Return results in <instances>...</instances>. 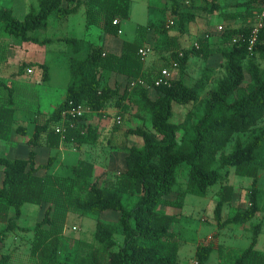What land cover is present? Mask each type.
<instances>
[{
	"label": "trees",
	"instance_id": "1",
	"mask_svg": "<svg viewBox=\"0 0 264 264\" xmlns=\"http://www.w3.org/2000/svg\"><path fill=\"white\" fill-rule=\"evenodd\" d=\"M221 0H202L209 15L220 10ZM237 2L248 15L255 8L264 6V0H228ZM172 13L177 18L180 34L195 21L193 12L182 10L171 0ZM83 7L86 27L100 26L105 34L118 36L121 21L128 19L130 0H38L37 10L31 9L22 20L13 16L11 8H0V27L9 37L22 42L45 44L29 36L48 27L52 15L69 17ZM240 15H225L230 22ZM244 18V16H243ZM117 20V24L113 21ZM254 23L239 28L227 24L220 36L210 39L201 36L196 46L182 47L178 37H168L165 44L169 53L161 65L145 66L138 50L144 40L123 41L119 55L108 53L102 47L89 46L84 58L80 53L83 42L76 38H64L69 49V83L65 99L45 116L36 114L31 120L34 131L27 139L29 147L25 159H9L0 156L3 179L0 185V264H15L12 255L2 250L10 233H32L29 258L32 264H182L179 259L180 233L173 230L176 215L157 211L159 205L181 209L187 195L205 197L209 189L220 183L213 219L219 229L229 225L246 224L260 211V166L258 153L264 144V27L259 30L255 42L248 50V39ZM147 26H139L141 33ZM142 34H138L139 38ZM235 36H240L233 44ZM181 54V56H179ZM221 59L219 66H207L192 85L187 82V66L191 58L210 62L213 56ZM171 60L178 64L177 77L168 86H153V78L160 69L170 68ZM31 64H22L23 73ZM42 79L48 80L46 65H38ZM223 69V77L216 86L207 90L214 70ZM104 72L123 76L125 88L110 87L105 83ZM147 82L150 89L129 82L137 79ZM0 87L8 96L0 105V140H9L13 132L26 136V127L20 125L13 107V90L0 81ZM199 104L197 112H189L180 123L172 122L174 106ZM84 104L89 108L76 127L65 134L56 133L54 127L61 121V113L70 106ZM130 105L141 120L150 124L128 128L123 132L120 144L112 138L119 134L120 124L115 123L107 138L105 149L125 154V170L111 178L95 177V163L79 160L70 166V174L55 175L51 172L55 156H49L46 164L37 165L39 146L59 149L72 143L77 148L95 146L103 130L88 122L96 115L102 117L107 108L117 110L121 121L129 113ZM181 134L178 139V135ZM130 136L141 139V146L129 145ZM182 165L187 166V180L179 186L177 197L170 195L177 183L176 176ZM229 168L237 176L251 179L247 189L249 205L237 209L226 219L222 217L224 205L231 203L234 187L223 184ZM264 170V164L262 166ZM40 170L43 174L40 173ZM46 206L42 219L33 227H20L17 220L25 204ZM114 215V221H96L93 229L94 245L87 251L65 253L62 246L67 217L70 214L86 216ZM253 235L247 247L229 251L227 264H264V252L256 249L260 224L253 226ZM116 236H120L118 241ZM214 251L211 243L195 248L196 264H206Z\"/></svg>",
	"mask_w": 264,
	"mask_h": 264
},
{
	"label": "rangeland",
	"instance_id": "2",
	"mask_svg": "<svg viewBox=\"0 0 264 264\" xmlns=\"http://www.w3.org/2000/svg\"><path fill=\"white\" fill-rule=\"evenodd\" d=\"M18 0H0V8H11L14 10L15 18L22 20L30 9L37 10V0H25L23 7H20ZM179 7L182 10L193 12L196 15L194 22L190 23L186 27V31L180 34L177 26V18L172 13L171 0H130V10L128 19L121 21L120 29L121 34L114 36L119 41H133L140 39L145 41V45L151 49V52L146 57V63L150 65H161L163 61L167 60L169 53L166 50L165 44L168 37H178L182 47H191L195 45L196 39L201 36H209L210 39H216L220 36V32L217 30L218 26H225L231 24L235 28L240 26L256 23L257 16L260 10L255 8L248 15L244 12L242 7H239L237 2L221 0L220 10L209 15L205 10H199L198 7L203 6L202 0H177ZM23 3V4H24ZM19 6V7H18ZM25 7V8H24ZM23 8V9H20ZM238 14L240 19L235 21L225 20V15ZM244 16V18H243ZM148 30L143 32L138 31L139 26H147ZM102 31V30H101ZM97 28H93L92 34H87L85 29V23L83 18V11L78 10L69 21L62 23L57 19L55 15H52L48 22V27L45 30H39L32 33L37 39H56L65 35L71 37H77L85 39L90 37L92 41L97 44L102 42L97 41ZM100 32V31H99ZM138 34H142L139 38ZM12 37H9L0 27V54L3 55V51L9 50V43H11ZM20 40L16 41V44H21ZM47 44V45H46ZM48 50H52L54 53L47 55V65L51 73V81L44 82L42 79V70L38 67L33 69L32 74L22 73L19 75V83H13L16 117L17 119H24L29 117L33 112L39 111L46 114H50L53 109L63 101L64 86L68 73L62 68L67 60L66 53L67 48L62 44H56L55 42L45 43ZM144 45V46H145ZM34 44H31L30 48H34ZM37 48V47H35ZM38 50H35V54H38ZM7 55V54H6ZM5 55V56H6ZM34 55L32 51H27V57ZM17 56L13 61L16 62ZM221 59L218 56H213L210 62L203 61L199 58H191L187 66V82L192 85L200 76L203 70L209 66H219ZM260 66L264 68V62L260 63ZM15 70L14 65H10L7 71L13 72ZM178 72L173 73V79L177 77ZM223 69L217 67L211 75L208 87L206 90L200 93L199 99L203 98L205 92L216 86L217 80L223 77ZM69 79V78H67ZM129 87V84H128ZM7 93V92H6ZM174 116L172 122L180 123L184 120L185 116L189 112H197L199 110V104H192L188 106H174ZM102 120V119H100ZM116 120L115 114H105L102 122L93 119V124H102L103 135L98 143L99 152H93L88 150L87 152H76L72 150V147H67L64 152L56 154L53 151L52 155H58V162H61V169H58L55 173L60 176H66L70 174V166L76 164L79 160L87 162H95L100 168V165H107L111 151L105 149L107 144V138L110 135V131ZM137 125H143L145 128L150 129V124L146 120H141L136 116L135 107L130 105L129 113L121 121L120 127L117 130L118 135L112 138V143L118 145L123 138V132L128 128H133ZM31 134L27 136H16V138L5 141L0 140V156L9 159H25L27 157V139ZM181 134L178 135V139ZM127 144L134 146H141V139L130 136L125 139ZM103 149V151H101ZM96 153L98 155H96ZM122 152H115L112 169L106 172L105 176L111 178L118 167L122 165ZM257 163L260 166V175L258 182V189L260 190L258 201L260 211L256 216L246 224L229 225L226 228L219 229L213 219V210L218 200L217 192L219 191L221 184L218 183L211 187L205 197H196L193 195H187L184 199V206L181 209L165 207L159 205L156 210L162 211L167 214L176 215L178 217L176 223L172 226L173 230L180 233V249L179 259L182 264H195L194 250L199 244L211 243L214 247V251L211 258L206 264H227V255L231 250L236 251L238 249L245 248L249 245L251 237L253 235V226L260 224V233L258 236V243L256 249L264 252V170L262 168L264 164V144L259 150ZM1 170L0 167V185H1ZM187 166L182 165L176 176L177 183L173 188V193L170 195V199L174 200L177 197V190L179 186H183L187 180ZM229 175L223 180V184H228L234 187V194L231 203L224 205L222 210V217L226 219L227 216L237 209L246 208L248 203L247 189L251 185V179L247 177L237 176L234 173L233 168H229ZM111 171V173H110ZM101 172V169L98 170ZM105 176H102L103 178ZM101 176L98 177L100 180ZM102 179V178H101ZM112 179V178H111ZM46 206L40 207L35 204H25L21 209V216L17 220L20 227H33L36 222L40 221L43 216V212ZM114 215L101 214L99 216L86 215L79 216L70 214L67 217L65 230L63 233V250L65 253L70 252H85L90 245H94L93 229L96 221L112 222L114 221ZM2 225L0 224V227ZM32 233L14 232L8 235L5 242V247L2 250L5 253L12 255V260L15 264H32L29 258L30 243ZM118 241L121 240L120 236H116Z\"/></svg>",
	"mask_w": 264,
	"mask_h": 264
},
{
	"label": "crops",
	"instance_id": "3",
	"mask_svg": "<svg viewBox=\"0 0 264 264\" xmlns=\"http://www.w3.org/2000/svg\"><path fill=\"white\" fill-rule=\"evenodd\" d=\"M24 1L25 0H18L17 1V2H19L21 4L20 7L21 6L23 7V5L26 4V3H24ZM164 1L165 0H163V2ZM175 1H176L177 4H179V2L177 0H175ZM37 2H38V0H37ZM180 8H181V6H180ZM20 9H23V8H20ZM14 10L15 9L13 8L12 12H13V16L15 17ZM78 10H82L83 11V18H84V23H85V16H84L83 7L79 8ZM71 16H73V15H71ZM71 16H69V17H57L56 16V17L62 23H64V22L67 23ZM93 28H97V31H98L97 34H96L97 41H99V42L101 41L102 42L100 45L95 43L94 41H92L93 39L91 40L90 37H86L85 39H82V38L80 39V38H77V37H71V36L65 35V36H62V37H58V38H56L54 40L45 39V40H50V44L55 42L56 44H62V45H64L67 48V52H65L67 60H66V62L64 64H62V68H64L65 71L68 73V77L67 78H69V62H70L71 55H70L68 47L63 42L57 41L58 39L76 38V39L81 40L83 42V44H82L83 47H82L80 53L75 56V57H78V58H84L88 54L89 46H91V44L94 45V46L102 47L103 50L105 52H108V53H113V54H116V55H119L121 53L122 42L123 41L116 40L114 38V36H111L109 34H105L103 31H101L102 29H101L100 26L86 27V25H85V29H86L88 35H89V33H90V35H93L92 34ZM29 36L35 37L32 33H29ZM11 39H12L11 43H9L10 49L6 50V51L4 50L3 51V55L0 54V81L5 82L6 86L10 87L13 90V87H12L13 83H19V81H18L19 80V75L22 74V73L19 74L18 70H19V67L22 64H31V66L27 67L25 69V71L23 72L25 74H32L33 73V69L35 67H38V65H41V64L46 65L47 68H48V80L47 81H51V73L49 71V66L47 65V55L51 54L50 56H53L54 52L52 50H48V48L46 47L47 44L46 45L45 44L41 45V44H38V43H32V42L28 43V42H22L21 41L22 43L17 45L16 41L19 40V39H14V38H11ZM38 41L41 42V41H44V40H39L38 39ZM31 44H34V45H37V46H34V48H30ZM145 44L146 43H144V45ZM35 47H37V48H35ZM36 49H39L38 50V54H35L36 53L35 52ZM28 50L32 51L34 55H31L30 57H27V51ZM55 53L57 54L58 52H55ZM15 56H17L16 62L13 61ZM144 63H145V66H149V64L146 63V60L144 61ZM10 65H14V67H15V70L13 72L7 71L8 67ZM28 69H31L32 72L28 73L27 72ZM104 77H105V83H107L110 87H114L116 85H119L120 86V92H122L124 90L126 80H125V78L123 76H119V75H115V74H112V73L104 72ZM67 78H66V83H65V86H64V97H63V100L65 99L66 89H67V85L69 83V79H67ZM42 80L43 79H41V81ZM47 81H44V82H47ZM6 92H7V90L4 87H0V105L4 104L6 99H7L8 93H6ZM13 107L16 110L15 99H14V91H13ZM38 113L42 114V112L39 111V109H38L37 111L33 112L29 117L24 118V119L23 118L22 119H18L19 124L20 125H24L26 127V136L29 135V134H31V136H32L33 131H34V124L31 123V120ZM109 113L112 114V115L113 114L116 115L117 114V110L113 109V108H107V109H105L103 111L102 117H98L96 115H93V117L91 119H89L88 122L93 124V119H97V121L99 120V122H102L103 118H105V114H109ZM44 114L45 113H43V115ZM47 115H49V114H46L45 116H47ZM100 119H102V120H100ZM93 125H97L100 128V130H104V128H102L103 127L102 124L97 123V124H93ZM16 136H21V135H18L15 132H13L12 135L10 136L9 140H11V138L12 139L16 138ZM9 140H7V141H9ZM26 143H27V141H26ZM98 143L95 146H82V147H79V148H77L72 143H67V144H62L59 149H54V150L48 149L45 146H39V147L36 148V151H37L36 163H37V165L46 164V162L48 160V157L52 156L51 153L53 151H55L56 154L59 153V152H64L68 146L72 147V150L76 151L78 153L79 152H87L90 149L93 152H99V150H97L98 149L97 148L98 147ZM27 147H28V145H27ZM27 150L29 151V147L27 148ZM101 151H103V149ZM27 155H28V153H27ZM96 155H98V154L96 153ZM53 156H55V161L52 164L51 172L53 174L57 175L55 172L58 169L62 168V167H60L61 166V162L60 163L58 162V155H53ZM114 156H115V152L111 153V155L109 157V162L107 163V165L106 164H104V166L100 165V168L97 165H95V177L96 178H98L100 176L102 177L104 174H106L105 171L108 172L109 170L112 169ZM124 158H125V154L122 153V158H121L122 159V165L121 164L119 165L118 171H116V174H119V173H121V172H123L125 170ZM99 169H101L100 173L98 172ZM2 171L3 170H1V183H2V179H3ZM40 173L43 174V172L41 170H40ZM110 173H111V171H110ZM194 252H195V250H194Z\"/></svg>",
	"mask_w": 264,
	"mask_h": 264
},
{
	"label": "built area",
	"instance_id": "4",
	"mask_svg": "<svg viewBox=\"0 0 264 264\" xmlns=\"http://www.w3.org/2000/svg\"><path fill=\"white\" fill-rule=\"evenodd\" d=\"M118 21L115 20L113 21V24H117ZM264 27V6L260 8L258 16H257V21L251 31V35L248 39V50L250 51L256 36L259 32L260 29H262ZM223 29V26H218L217 30L219 32H221ZM118 34H121V31L118 32ZM240 36H235L232 40V43L235 44ZM196 46V44H195ZM151 52V49L147 46H144L142 48H140L138 50V56L140 58L141 61H145L146 57L149 55V53ZM179 56H181V54H179ZM170 68H162L159 71V74L157 77L153 78V86L154 87H159V86H168L170 85V82L173 79V73L176 72V68L178 67V64L171 60V64H170ZM28 73H31L32 70L28 69L27 70ZM136 85H140L142 87L148 88L150 89L151 87L148 86L147 82H145L143 79H137L135 81H131L129 82V88L132 89L133 87H135ZM90 110L87 106H85L84 104H80L77 106H70L69 108L65 109L62 113H61V121L58 125H56L54 127L55 132L56 133H60L63 137V135L65 134V132L67 130H72L75 129L76 127V121H78L80 118H82V116L85 113H88ZM116 123L120 124L121 123V118L117 117L116 118ZM196 264V263H195Z\"/></svg>",
	"mask_w": 264,
	"mask_h": 264
}]
</instances>
